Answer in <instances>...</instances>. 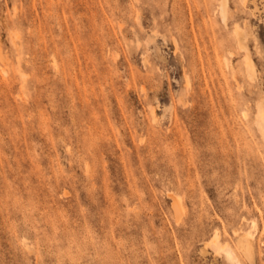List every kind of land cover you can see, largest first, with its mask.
Here are the masks:
<instances>
[{
  "label": "rangeland",
  "instance_id": "rangeland-1",
  "mask_svg": "<svg viewBox=\"0 0 264 264\" xmlns=\"http://www.w3.org/2000/svg\"><path fill=\"white\" fill-rule=\"evenodd\" d=\"M243 2L0 0V264H233L216 231L264 264V0Z\"/></svg>",
  "mask_w": 264,
  "mask_h": 264
},
{
  "label": "bare ground",
  "instance_id": "bare-ground-1",
  "mask_svg": "<svg viewBox=\"0 0 264 264\" xmlns=\"http://www.w3.org/2000/svg\"><path fill=\"white\" fill-rule=\"evenodd\" d=\"M245 2V0H244ZM243 2V3H244ZM222 10H221V14L223 12V15L225 16V14L227 15V13H225V9H226V6L225 4H222ZM222 15V16H223ZM223 16V17H224ZM225 19V18H224ZM239 33V32H238ZM242 33V32H241ZM240 33V34H241ZM239 35V34H238ZM237 35V37H238ZM244 36V35H242ZM241 36V37H242ZM243 39V38H242ZM242 41V40H241ZM239 42V41H238ZM244 44V43H243ZM247 44V43H246ZM240 46V42L238 44ZM246 46V45H245ZM247 49V48H246ZM246 49H244L246 51ZM250 59L251 57L248 59L249 63H250ZM247 61V62H248ZM249 67V66H248ZM252 67V66H251ZM250 71V70H249ZM260 103V102H259ZM258 103V104H259ZM263 104V103H261ZM264 105V104H263ZM260 109H258V115H257V124L259 126V128L261 129L262 133L264 134V108H262V105L259 106ZM155 117V115H154ZM249 231V230H248ZM242 238L240 237V241L238 242L239 245H240V248L244 251H246L247 253L249 254H253V251H254V236L251 234V233H245L243 235H241ZM214 241L213 244H215V246L217 247V250L218 251H223L225 252V255L226 257L233 263V264H244L243 261L241 260L239 254L237 253V251L229 244V243H225L224 241H222L220 239V233L219 231H216L215 232V235H214ZM255 253V252H254ZM250 256V255H249ZM253 256V255H252ZM255 256V255H254ZM251 258V257H250ZM254 261V260H252ZM252 263V262H251Z\"/></svg>",
  "mask_w": 264,
  "mask_h": 264
}]
</instances>
